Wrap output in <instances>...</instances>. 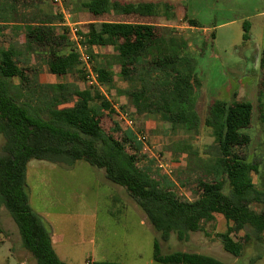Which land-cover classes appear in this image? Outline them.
Wrapping results in <instances>:
<instances>
[{
	"label": "trees",
	"instance_id": "1",
	"mask_svg": "<svg viewBox=\"0 0 264 264\" xmlns=\"http://www.w3.org/2000/svg\"><path fill=\"white\" fill-rule=\"evenodd\" d=\"M95 15L139 17L156 16L157 5L149 2L118 0H86L81 4ZM168 10V9H167ZM21 12L28 52L35 63L11 48L0 50V203L15 222L21 245L30 252L36 264H67L55 253L50 232L29 204L26 190V167L31 159L71 165L85 161L101 169L106 179L123 187L144 213L162 240L171 233L186 239L189 232L209 235L206 224L220 214L226 220L225 232H214L228 253L239 256L243 245L231 234L244 230L264 234V211L253 205H264V190L253 184L250 173H258L257 164L248 162L241 149L248 146L246 132L253 121V105L240 99H214L209 104L204 125L213 137L217 156L202 162L195 175L193 200L178 195L165 176L157 177L148 162L138 160L129 150L136 147V137L125 130L119 140L113 131L102 129L98 115L114 112L98 85L78 89L59 83L52 93L40 90L36 75L41 70L39 59L49 73H74L87 81L86 69L75 43L66 45L69 30L58 33L60 14H49L43 0H0V21L10 22ZM169 16V13H168ZM173 16V14H171ZM197 26L193 20H186ZM97 31L84 33L76 27L79 44L84 48L96 82L109 90L114 73L126 82L118 95L130 97L137 116L158 114L184 132H197L199 116L193 103L199 87L195 76V60L187 53V42L169 34L162 26L117 20H103ZM242 39H249V22L242 23ZM172 33V34H170ZM213 37V33H211ZM105 47L104 53L94 51ZM259 66V94L264 92V46ZM40 62V61H39ZM17 77L14 84L12 78ZM176 128V126H172ZM175 133V129H173ZM189 144H176L178 151L189 150ZM140 163V164H139ZM188 171L195 169L187 167ZM195 174V173H194ZM193 175V172H191ZM181 185L183 182L178 179ZM154 261L163 264H225L221 260L196 252L173 251L162 254L158 241L153 242ZM91 264H119L94 261Z\"/></svg>",
	"mask_w": 264,
	"mask_h": 264
},
{
	"label": "rangeland",
	"instance_id": "2",
	"mask_svg": "<svg viewBox=\"0 0 264 264\" xmlns=\"http://www.w3.org/2000/svg\"><path fill=\"white\" fill-rule=\"evenodd\" d=\"M80 1L63 0L66 22L60 7L52 0H48L47 4L43 3L45 10L49 8L52 14L61 15V21L57 23L62 24L56 26L63 32V28L69 30L66 24L73 26V22L81 18L82 11L78 6ZM217 1L215 3L218 6L226 4V0ZM170 3L174 4L173 0ZM230 15L232 14L227 12H201L199 21L203 25H214L227 21L232 17ZM173 23L177 27L166 28L178 33L177 37H185L187 53L195 60V76L199 82L193 98L200 119L197 132L186 133L179 130L178 125H172L158 114L146 112L147 115L137 116L121 109L119 112L123 117L132 120L131 129L126 128L117 111L99 113V125L110 132L113 130V122H116L119 130H114L113 135L119 140L125 130L146 135L144 142L136 140V147H129V150L137 155L138 160L148 162L152 174L157 177L165 176V181L173 184L178 195L193 200L197 191L194 177L200 174L197 167L201 168L203 161L217 156L213 137L204 125L210 102L214 99L249 101L253 105L252 125L246 130L250 142L241 149L240 155L246 154L248 162L257 164L258 173L251 171L250 177L253 184L264 190V92L259 94L258 91L261 68L256 60L258 54L254 45L242 39L239 22L217 28L214 38L209 31L184 28L188 24L184 18H176ZM65 43H74L70 34ZM29 55V63L34 64V56ZM39 61L41 70L36 79L40 90L47 93L46 86L52 81L48 77L46 66L41 59ZM39 74L43 76L41 82ZM67 74L66 78L74 81L73 84H68L76 88L82 84L87 86L76 74ZM12 82L17 84L18 78L13 77ZM103 90L105 91V87ZM2 144L3 137L0 134V151ZM176 144H189L191 147L189 150L178 151L175 149ZM155 159L168 166L170 175L161 173L156 167L158 163ZM187 167L195 170L188 171ZM25 175L29 204L41 217L54 239L52 247L56 255L67 264H87V260L91 264V259L119 264H163L152 258L155 239L162 254L173 251L196 252L215 257L225 264H264V234L254 235L249 232V239L244 238V230L231 234L235 241H240L243 245L239 256L223 249L220 239L213 235L214 232L226 231V220L220 214H216L214 221L206 224L209 235L195 231L189 232L186 239H178L171 233L167 240H162L125 189L106 179L103 170L85 161L68 165L31 159L27 163ZM178 179L183 182L181 185ZM2 206L0 203V207ZM253 207L258 212L264 211V205L255 204ZM2 218H6V214ZM11 237L15 251L17 244L14 235ZM6 252V248L0 244V264H20L15 252ZM26 252L29 254L26 264H36L30 252Z\"/></svg>",
	"mask_w": 264,
	"mask_h": 264
},
{
	"label": "crops",
	"instance_id": "3",
	"mask_svg": "<svg viewBox=\"0 0 264 264\" xmlns=\"http://www.w3.org/2000/svg\"><path fill=\"white\" fill-rule=\"evenodd\" d=\"M45 4L48 3V0H43ZM86 0H81L78 6L82 11L81 18L73 23L76 27H79L84 33L90 31H97L99 29V23L103 20H117L119 17L125 21H135V22H144L150 23L163 27V31L169 34V30L166 27H177L173 23V20L176 18H184L185 20L190 19L193 20L197 26L190 25L189 23L184 26V28L189 29H200L204 31H209L210 33L215 34L217 28L229 24H233L236 22L242 23L243 21L249 22V39L245 40L249 43H252L255 47V51H257L256 60L259 62L261 56V50L264 46V0H226V4L222 6L216 5L215 2L217 0H173V3H170V0H124L123 2H149L156 4L158 9L156 16L151 17H139L136 15H128V16H112V15H95L84 8L81 7V4ZM120 1V0H118ZM168 9V10H167ZM47 13L52 14L53 12L48 8H46ZM216 12H227L231 13L232 17H230L227 21L218 24H208L203 25L200 23L199 18L201 16V12L215 13ZM169 13V16H168ZM173 14V16H171ZM62 24V23H57ZM23 20L21 12H16L14 14L13 21L10 22H2L0 21V50H6L11 48L13 51L19 54H24L26 57H29V52L27 48V44L25 41L24 30H23ZM58 33H61L57 30ZM243 32V31H242ZM172 34V33H170ZM176 38L178 33L173 32ZM183 39L185 37L181 36ZM242 37V35H241ZM5 38H9L5 40ZM214 38V36L212 37ZM186 41V40H185ZM94 51L97 53H104L105 47L96 46ZM66 74H52L49 73L48 77L51 84L46 86L47 93H52L55 91L53 86H56L59 83H71L73 84V80L70 81V78H66ZM40 82L43 79L42 74H39ZM77 81H75L76 83ZM88 86L87 82H85ZM86 86L82 84V86L77 87L78 89H83ZM103 87L100 86L101 93L107 98L110 102V106L113 111L128 110L131 113L135 112V106L132 104L130 97L124 95H118L116 90H123L126 88V84L124 80L118 75L116 67H114V73L111 81V86L109 90H103ZM148 113H143L142 115H147ZM6 214V218H2V215ZM144 214V213H143ZM8 211L4 207H0V244L6 248V253H14L19 259L20 264H26V259H28V252L24 250L21 245V239L18 232V228L13 221ZM12 235H14V241L17 244L15 246V251L12 247ZM51 237L52 246L54 244V239ZM13 250V251H12ZM25 251V254L23 253ZM27 253V254H26ZM30 257V256H29ZM94 262V259H91Z\"/></svg>",
	"mask_w": 264,
	"mask_h": 264
},
{
	"label": "built area",
	"instance_id": "4",
	"mask_svg": "<svg viewBox=\"0 0 264 264\" xmlns=\"http://www.w3.org/2000/svg\"><path fill=\"white\" fill-rule=\"evenodd\" d=\"M53 3L57 6L60 7V12L61 14L64 16V22L67 21V18H66V15H65V12H64V9L62 7V2L63 0H52ZM69 26V34H70V39L75 43L77 49L80 51V54H81V61L84 63L85 65V69H86V78H87V84L88 85H98V87L100 88L101 85H99L97 82H96V77H95V74L93 73L92 71V68L90 66V64L88 63V59H87V56L86 54L84 53V48L79 44V37L76 35V26H74L75 24H72L73 26H71L70 24H66ZM117 113H119L120 117L124 120V123L126 124V128L128 129H131L132 128V120L131 119H127L125 117H123L122 113H120L119 111H117ZM132 131V130H131ZM133 132V131H132ZM133 134L135 136H137V140L140 141V142H144V140L146 139V135L144 134H136V132H133ZM157 161V168L159 170H161V173L165 174V175H170V170L167 169V165H164L163 163H161L158 159H155ZM87 264L90 263L89 260L86 261Z\"/></svg>",
	"mask_w": 264,
	"mask_h": 264
}]
</instances>
